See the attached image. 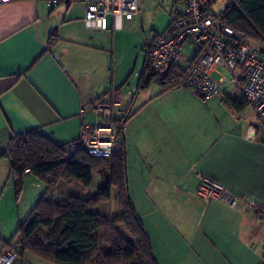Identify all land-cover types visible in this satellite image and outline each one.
Here are the masks:
<instances>
[{
	"label": "crops",
	"instance_id": "0c3cea01",
	"mask_svg": "<svg viewBox=\"0 0 264 264\" xmlns=\"http://www.w3.org/2000/svg\"><path fill=\"white\" fill-rule=\"evenodd\" d=\"M148 6L142 0L132 21L114 29L111 20L110 29L102 31L85 24L80 2L56 8L40 0L0 3V254L16 247L12 264H54L29 251L21 254L16 228L31 217L47 185L25 173L17 195L10 161L2 155L13 135L33 129L59 145L76 140L85 124L103 119L92 109L98 99L115 104L113 119L126 111L129 197L157 263L262 264L264 221L246 202L264 203V124L243 105L241 90L223 82L220 94L209 98L151 83L149 91H137L144 74L150 79L147 63L137 85L128 80L120 85L126 76L119 81L110 68V47L126 34L145 37L140 28ZM168 7L170 24L179 4L171 0ZM147 24L153 37L146 50L169 26L158 16ZM219 70L213 73L217 79ZM201 175L241 196L238 207L199 198ZM66 183L68 190H57L59 195L81 196L69 190L76 180ZM91 210L101 213L99 207Z\"/></svg>",
	"mask_w": 264,
	"mask_h": 264
},
{
	"label": "trees",
	"instance_id": "16d2710c",
	"mask_svg": "<svg viewBox=\"0 0 264 264\" xmlns=\"http://www.w3.org/2000/svg\"><path fill=\"white\" fill-rule=\"evenodd\" d=\"M175 1L182 9V3ZM215 1L209 0L208 11L214 20L242 31L246 43L264 44V0H229L225 10L218 14L210 11V5ZM52 37L53 41L56 40L57 33L53 32ZM146 68L149 69L148 64ZM184 75V67L173 65L167 83L176 85ZM151 77L152 74L150 79L144 74L137 91L147 89ZM242 103L248 106L244 96ZM242 103L230 100V104L236 107ZM123 112L126 114L125 110ZM68 144L59 145L33 129L13 135L8 151L2 155L10 161L17 195L22 190L27 169L47 185L31 217L17 231L21 254L29 251L54 264H158L149 234L129 197L124 132L119 148L108 158L91 157L83 149L69 156L65 149ZM94 174L100 176L101 181L95 194L89 197H63L57 193L56 187L61 181L74 179L88 187L93 183ZM114 189L122 211L119 217L110 218L91 210L102 201L110 200ZM121 224L135 242L123 235L119 229ZM53 226L58 234L48 237V244L36 240L40 228Z\"/></svg>",
	"mask_w": 264,
	"mask_h": 264
},
{
	"label": "built area",
	"instance_id": "2783aa9c",
	"mask_svg": "<svg viewBox=\"0 0 264 264\" xmlns=\"http://www.w3.org/2000/svg\"><path fill=\"white\" fill-rule=\"evenodd\" d=\"M8 0H0L4 3ZM50 7L80 2L84 8V22L93 29H121L124 22L132 21L141 12L142 0H40ZM183 8L174 13L168 31L154 37L147 48V64L153 86L176 89L186 87L200 97L209 98L221 91L223 82L239 88L251 111L264 124V44L246 43L242 31L214 20L209 15V0H179ZM190 46L191 50L186 52ZM173 65L185 69L182 81L167 83ZM223 69L219 79L214 72ZM227 74H231L230 79ZM242 80V82H241ZM114 103L98 99L92 103L97 117L93 124H85L79 137L66 146L69 156L85 150L91 157L108 158L119 148L126 114L123 111L112 118ZM26 173H29L27 169ZM197 195L205 203L222 201L237 208L242 197L222 182L201 176ZM247 210L264 221V203L248 199ZM17 251L8 249L0 254V264H12ZM264 264V253L263 262Z\"/></svg>",
	"mask_w": 264,
	"mask_h": 264
},
{
	"label": "rangeland",
	"instance_id": "374dc122",
	"mask_svg": "<svg viewBox=\"0 0 264 264\" xmlns=\"http://www.w3.org/2000/svg\"><path fill=\"white\" fill-rule=\"evenodd\" d=\"M170 1L171 0H148L149 2L148 15L146 16L145 19H143L142 26L140 28L141 30L142 28H144L143 30H145V37L137 36L134 39V35L132 36L129 34L126 35L123 34V36L124 35L125 36L123 39L119 40L120 43H118L116 47H110L109 49L110 68H112L117 73V77L119 81L122 80L123 76H126L125 79L121 81L120 85L127 80L131 85L138 84V80H139L138 74L140 75L141 72L143 71L147 59V50L144 49V47L146 46L147 40L153 37L152 27L147 23L148 21H153V22L154 20L156 21V17L158 16V18H161L162 22H164V24L168 26L170 21V10L168 5ZM228 3L229 0H216L210 5V11L214 14H218L223 10H225ZM179 8L181 7L179 6ZM114 26H116L115 22H114ZM228 76L230 75L228 74ZM125 85L126 83L124 84V87H126ZM225 85L230 86V84H225ZM228 86H222V87L224 88V90H227ZM181 88L184 89V87ZM147 90L149 91L150 89L147 88ZM201 176H205V175H201ZM100 184H101L100 176L94 174L93 183L90 186L86 187L80 184H76L72 186L71 189L69 188V190H71V192H75L74 194L78 193L83 197H89L98 191ZM56 189L60 193L61 191L65 192L66 190H68V185L66 182L63 181L57 185ZM61 195L62 194H60V196ZM98 207L101 213L107 215L110 218L119 217L122 211H121V207L117 202L116 189L113 190L112 198L107 201H102ZM16 220L18 221L17 218ZM19 226L20 225L18 224L16 228H18ZM119 229L123 233V235L127 237L129 241L135 242V239L126 231L123 225H119ZM56 234H58L56 227L54 226L42 227L36 233L35 238L37 241L40 242H48L46 241L48 237Z\"/></svg>",
	"mask_w": 264,
	"mask_h": 264
}]
</instances>
